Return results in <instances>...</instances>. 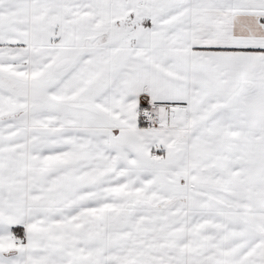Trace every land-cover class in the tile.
<instances>
[{"label": "snow or ice", "instance_id": "6c2138e0", "mask_svg": "<svg viewBox=\"0 0 264 264\" xmlns=\"http://www.w3.org/2000/svg\"><path fill=\"white\" fill-rule=\"evenodd\" d=\"M0 264H264V0H0Z\"/></svg>", "mask_w": 264, "mask_h": 264}]
</instances>
